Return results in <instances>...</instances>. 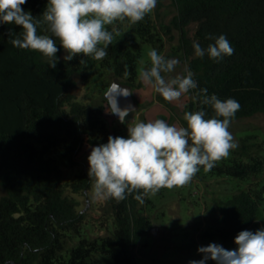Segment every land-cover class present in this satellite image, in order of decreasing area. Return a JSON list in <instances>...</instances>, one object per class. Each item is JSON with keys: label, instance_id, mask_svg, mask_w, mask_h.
<instances>
[{"label": "trees", "instance_id": "16d2710c", "mask_svg": "<svg viewBox=\"0 0 264 264\" xmlns=\"http://www.w3.org/2000/svg\"><path fill=\"white\" fill-rule=\"evenodd\" d=\"M172 1L177 14L166 30L180 32L179 49L197 82L184 111L202 110L205 118H212L213 110L197 97L200 89H207L221 100L239 102L231 123L264 115V0ZM46 6L47 0H27L22 7L42 19ZM151 22L148 15L131 29L156 47L162 39L156 38ZM192 23L197 27L190 39L186 28ZM45 28L38 31L51 36ZM10 29L20 34L19 27L0 24V264H136V248L153 227L150 197L141 203L133 192L121 201L107 199L95 215L97 221H90L68 191L86 194L92 180L86 171L72 179L68 173L81 165L84 146L120 136L119 127L109 126L104 93L114 78L132 89L140 86L141 45L131 49L112 43L103 60L80 54L65 61L57 43L58 62L52 69L38 52L13 47ZM209 35H225L233 55L220 61L196 57L193 43L206 49L214 43ZM261 152L260 144L243 145L220 166L207 172L201 168L236 186L209 209L216 210L213 223L218 226L207 237L216 236L227 250L225 244L241 231L264 228Z\"/></svg>", "mask_w": 264, "mask_h": 264}, {"label": "clouds", "instance_id": "9594fccd", "mask_svg": "<svg viewBox=\"0 0 264 264\" xmlns=\"http://www.w3.org/2000/svg\"><path fill=\"white\" fill-rule=\"evenodd\" d=\"M26 2L0 0V24L19 27V35L9 30L8 42L15 48L38 52L46 58L48 67L55 69L57 43L66 53L65 61L80 54L103 60L114 38L107 26L144 20L154 11L158 0H47L46 9L40 15L42 19L24 11L22 6ZM42 26H46L45 31L51 36L40 34L38 29ZM206 38L214 43L205 49L198 41L194 42L196 57L207 55L220 61L233 55L235 50L225 35ZM147 58L150 67H141L139 79L164 101H179L197 89L190 70L165 78L164 74L175 72L178 60L166 59L155 49L147 52ZM131 94L130 89L121 88L117 83H112L104 93L107 112L117 116L121 124L136 109L131 105L121 108L118 98ZM197 97L201 104L213 110L212 118H205L201 110L184 113L186 127L163 119L131 121L126 124L127 138L109 136L107 143L93 147L87 158L93 199L121 201L136 192L134 198L143 203L144 197L155 196L161 189L188 185L201 168L210 171L216 162L228 157L238 147L229 128L240 109L239 102L233 98L221 100L215 94L209 95L207 89H200ZM234 244V250L215 243L199 247L197 252L202 259L190 264H207L209 260L215 264H264V228L241 231Z\"/></svg>", "mask_w": 264, "mask_h": 264}, {"label": "rangeland", "instance_id": "374dc122", "mask_svg": "<svg viewBox=\"0 0 264 264\" xmlns=\"http://www.w3.org/2000/svg\"><path fill=\"white\" fill-rule=\"evenodd\" d=\"M176 14L177 8L172 0H158L154 11L149 15L152 21V31L156 34V38L162 39L156 47L150 42H142L131 29L130 23L116 22L107 26L109 31H113V43L121 42L131 49L139 44L142 49L137 65V81L140 86L133 89L134 99L138 104L137 110L129 114L125 124L119 123L114 115L108 113L110 128L119 127L121 129L119 137L127 138L126 124L136 120L147 122L163 119L169 124L186 127L183 120L184 107L192 98L191 95L188 93L182 96L179 101L169 103L139 79L141 67H150L147 58V52L150 49L157 50L166 59L179 61L175 72L164 74L166 79L183 75L185 69L188 70L187 62L179 49L180 32L175 28H171L169 32L166 30V26L170 24ZM196 27L197 25L192 23L186 28L188 38L193 39ZM117 32L119 35L116 34ZM82 92L77 90L78 94H82ZM229 131L238 147L232 150L228 157L216 162L215 166L227 162L243 145L260 144L264 148V115L262 114L231 123ZM95 146L97 145H86L82 148L81 165L69 171L70 179L77 173L88 172L87 158ZM256 148L254 147V149ZM258 153L257 155H259ZM263 155L264 152H261L260 156L263 157ZM235 189V183L230 182L227 178L207 175L206 172L200 170L188 185L173 189H161L155 196H149L152 206H149L148 214L153 216V227L149 234L142 239L140 246L136 248V264H190L193 260L202 259L201 254L197 252L199 247H206L211 243L222 245L223 242L216 236L211 239L207 237L208 231L213 233L214 228L218 226L213 223L217 215L216 210L213 212L209 209L211 207L215 209L217 202L226 199L227 196L235 192ZM2 193L0 189V194ZM68 194L79 201V210H82L90 221H97L95 215L101 211L107 200L93 199L92 184L86 194H73L70 191ZM225 245L229 250H234L236 247L234 241ZM207 264H215V262L209 260Z\"/></svg>", "mask_w": 264, "mask_h": 264}, {"label": "water", "instance_id": "95a60500", "mask_svg": "<svg viewBox=\"0 0 264 264\" xmlns=\"http://www.w3.org/2000/svg\"><path fill=\"white\" fill-rule=\"evenodd\" d=\"M112 83H117V84H119V86L121 88H128V89H130L132 91V94L130 96H128L127 98H125V97H119L118 98L119 106L121 108H124V107H126L128 105H131L133 109L137 110L138 104H137L136 100L134 99L132 87L129 84L122 82L119 78H114ZM115 118L118 120L117 116H115Z\"/></svg>", "mask_w": 264, "mask_h": 264}]
</instances>
